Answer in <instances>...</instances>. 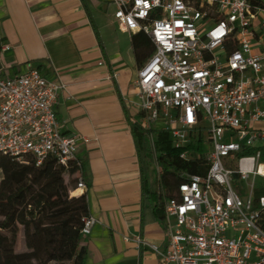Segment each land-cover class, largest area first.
<instances>
[{"label": "built area", "instance_id": "2783aa9c", "mask_svg": "<svg viewBox=\"0 0 264 264\" xmlns=\"http://www.w3.org/2000/svg\"><path fill=\"white\" fill-rule=\"evenodd\" d=\"M114 16L130 32L143 31L154 46L134 81L150 132L164 120L180 158L201 156L191 142H208L205 171L183 172L171 196L164 192L165 247L138 238L159 264H264V52H255L264 7L250 0H113ZM0 42V151L37 165L54 156L82 169L78 143L62 132L55 104L66 89L39 68L3 74ZM207 130V137H204ZM254 149L253 153H248ZM87 189L80 179L77 188ZM88 235L97 219L83 218Z\"/></svg>", "mask_w": 264, "mask_h": 264}, {"label": "crops", "instance_id": "0c3cea01", "mask_svg": "<svg viewBox=\"0 0 264 264\" xmlns=\"http://www.w3.org/2000/svg\"><path fill=\"white\" fill-rule=\"evenodd\" d=\"M113 0H0V42L5 76L39 68L49 80H62L55 112L65 134L88 138L78 143L90 215L97 219L84 235L88 264H159L157 254L138 238L162 247L165 219H159L147 191L158 189L159 134L164 120L153 124L156 166L144 167L133 123L143 113L134 81L140 63L136 45L148 40L114 16ZM255 52H264V31L257 28ZM158 135V138L156 137ZM168 139L172 144L171 135ZM173 146V145H172ZM68 178V177H67Z\"/></svg>", "mask_w": 264, "mask_h": 264}, {"label": "trees", "instance_id": "16d2710c", "mask_svg": "<svg viewBox=\"0 0 264 264\" xmlns=\"http://www.w3.org/2000/svg\"><path fill=\"white\" fill-rule=\"evenodd\" d=\"M250 1L264 7V0ZM140 33L148 40L142 48L136 45V57L142 64L152 55L154 46L145 32L134 34ZM132 128L141 161L147 167L154 161L148 131L141 123H133ZM168 135L167 131L159 134L161 153L158 163L164 192L171 196L184 179L182 173H202L206 159L201 139L188 145L201 156L184 160ZM254 151L249 149L248 153ZM78 171L76 164L66 167L54 156L37 165L32 157L20 160L0 151V264H88L82 233L83 218L90 214L88 200L85 193L72 194L78 184ZM147 191L154 200L156 214L164 220L162 192L153 188ZM263 194L264 183L255 190L257 198ZM21 231L26 250L18 252L16 246Z\"/></svg>", "mask_w": 264, "mask_h": 264}, {"label": "rangeland", "instance_id": "374dc122", "mask_svg": "<svg viewBox=\"0 0 264 264\" xmlns=\"http://www.w3.org/2000/svg\"><path fill=\"white\" fill-rule=\"evenodd\" d=\"M112 11H115V8L112 6ZM207 134H208V132H207V130H204V137H207ZM157 138H158V135L156 136ZM205 149L206 150H209L210 149V145H209V143L208 142H206L205 143ZM151 165H150V168L151 169H155L156 168V166L154 165V164H152V163H150ZM256 183H257V187H259V186H261V184L262 183H264V180L262 179V178H258L257 180H256ZM16 250L18 251V252H21V251H25L26 250V245H25V240H24V236H23V231H21L20 233H19V236H18V243H17V246H16Z\"/></svg>", "mask_w": 264, "mask_h": 264}]
</instances>
